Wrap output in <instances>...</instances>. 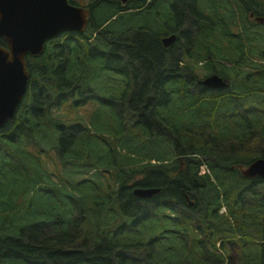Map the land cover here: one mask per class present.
<instances>
[{"label": "trees", "instance_id": "trees-1", "mask_svg": "<svg viewBox=\"0 0 264 264\" xmlns=\"http://www.w3.org/2000/svg\"><path fill=\"white\" fill-rule=\"evenodd\" d=\"M127 1L126 9L132 8L128 12L114 6L101 10L99 3L105 0H100L88 7L91 16L84 34H61L46 43L42 55L27 57L28 89L13 119L0 130V164H18L33 176L28 169L33 162L47 167L49 158L43 160L41 146L43 138L53 136L50 159L62 168L60 183L67 181L72 188L45 186L56 207L44 220L18 225L10 223L4 211L0 264H109L110 259L115 264H140L138 254L141 260L145 256L143 264H154L146 249L152 250V243L162 239L158 232L146 243L127 232L144 220L150 222L149 211L154 208L167 209L162 202H184L183 192L188 193L190 186L201 192L203 209L197 217L210 225L213 220L214 236L227 233L226 239L234 241L228 246L236 243L244 248L242 264H264V192L260 187L264 182L258 177L246 179L231 169L264 159V25L248 20L251 12L264 18V0ZM68 2L77 6L74 0ZM171 34L176 40L165 48L161 39ZM0 45L5 47L1 38ZM199 74L233 82L234 93L204 88L199 85L203 79H197ZM191 86L199 91H191ZM91 101L115 115L113 130L105 121L97 125L91 115L87 122L73 125L49 122L52 109L68 102L77 108ZM130 116L136 118L133 125L125 120ZM160 138L173 143L172 155L163 149ZM23 139L27 144L21 146ZM37 139L40 142L34 143ZM176 156L184 157L185 169L179 170L178 164L168 169L167 163ZM202 166L206 172L199 175ZM67 171L88 176L83 182L68 180ZM113 173L119 181L114 189L91 179ZM195 179L203 190L194 186ZM252 182L260 185L247 197L243 193ZM135 188H159L160 192L142 200L132 194ZM222 200L228 209L226 218L218 216ZM12 202L11 210L19 214L27 203L19 197ZM168 207L174 214L173 206ZM72 209L83 225L78 222V227H71ZM101 214L107 229L125 226L121 230L125 241L108 235L103 245H95L97 240L83 233L91 229L94 236L91 225ZM172 214L164 218L174 229L163 230L181 234L177 241L181 247L167 255L153 250V256H162L157 264H175L177 258L179 264H208L203 243H195L197 235L187 224L178 231L177 224L171 223ZM55 216H60L61 225L50 222ZM122 217L133 224L127 226ZM122 220V225H115ZM140 230L139 226L138 236ZM79 242L82 246L75 248ZM109 252L114 256L107 257Z\"/></svg>", "mask_w": 264, "mask_h": 264}, {"label": "rangeland", "instance_id": "rangeland-1", "mask_svg": "<svg viewBox=\"0 0 264 264\" xmlns=\"http://www.w3.org/2000/svg\"><path fill=\"white\" fill-rule=\"evenodd\" d=\"M77 4H79V7H90V6H94L95 4H97L98 2H100V0H74ZM224 1H228V0H224ZM133 4V2H131ZM134 5V4H133ZM109 6H114L115 8H123L125 9L124 11H130L131 9H126L129 7L128 5V1L125 2L124 4L122 3V0H105V3H99V8L101 10H104V8H108ZM94 9V7H93ZM90 10V9H89ZM91 12V10H90ZM252 22H254V20L251 19ZM262 29V28H260ZM96 34V33H95ZM232 35H236V34H232ZM193 61V59H191V62ZM255 64V63H253ZM258 64V63H256ZM204 78V76H202L201 74H199L197 76V79L200 80ZM115 80H113L112 85L115 84ZM233 84V82H231V85ZM230 85V87H232ZM192 87V91H199L198 87ZM92 94V93H91ZM92 98H95V96L92 94L91 95ZM69 104L65 103L64 105H62L59 109H52L51 110V121L49 122H57L63 126H67V125H73L72 123H75L76 121L79 122H87L90 118L95 121V123L97 125H99V122L105 121L107 122V126L110 129H114L116 127V122L115 120V115L105 106H102L100 104H98V102L96 101H91V102H86L84 104V106L81 107H77L75 108L72 104V102H68ZM128 115V113H127ZM107 118V119H105ZM127 120V122L130 123V125H133L136 120V118H131L130 119H125ZM111 126V127H109ZM101 130H105L103 128H101ZM166 134V133H164ZM35 136H33L34 138ZM32 138V140H33ZM31 140V141H32ZM54 137L52 136L49 140L43 138V145L41 147L44 148L45 150V156L43 155V152H41L42 158L43 160L45 158H49L48 161V165H47V160H46V165L47 167H44L42 162H33V164L31 165V168H28L29 170H31V172L34 174H31L33 176H28L27 173H25L23 168H20V166L14 165L11 162H7L6 164H0V216L4 214V211L9 213V222L10 223H15V224H22L24 223L26 220L29 221H37L39 219L40 220H44L45 216H50L51 211L56 207V204H54L55 206L53 207V203L52 200H50V198H53V194L51 193L50 190H47L45 188V186L51 187L53 188L49 183H51L52 185H57L60 187L61 190L64 189H68L70 190L72 188V185L65 181L63 184L60 183V179L59 176H61V166L59 164V162L55 161L53 159V161L50 159V157L53 154V146H54ZM162 144H163V149L168 151L169 156L172 155V153L174 152V146L173 143L168 140L167 138H160L159 139ZM40 142V139H37L34 141V143H38ZM15 144V143H14ZM21 146L27 144L25 139H23L20 143ZM251 147H254L253 145H250ZM19 147V146H18ZM20 148V147H19ZM27 149L30 150V147H28ZM251 151H254L253 148H251ZM255 149V148H254ZM259 151L262 150L261 147L258 148ZM13 151V149H12ZM202 158V157H200ZM184 160V157L182 156H176L173 159H171L170 162L167 163V167L168 169H172L176 167V164H178V169L179 170H183L186 168V164L182 163V161ZM54 167L53 170V174H55L56 176H54L53 174H51V168ZM75 167V166H74ZM7 168V169H6ZM78 169V172H80L82 170V168H78L77 166L75 167ZM201 169V173L202 175H204V171H205V167L203 166L202 168L199 167V170ZM46 172V175H45ZM67 174H69V178L68 180H80L79 182H83L84 178H87V174L85 173H75V172H71L68 171L66 172ZM89 173L92 174L93 170L89 169ZM43 176L42 179H40L39 175ZM207 174V173H206ZM210 174L212 175V172L210 171ZM209 175V174H207ZM213 176V175H212ZM198 178V177H197ZM93 181L98 182V183H105L108 184L109 187H112L114 189V187L118 186L119 181L116 179V173H113L111 175H107V176H102L101 178H95L92 177L91 178ZM198 181V179H195ZM211 181L213 182L214 180L211 178ZM38 185H37V184ZM255 182H252L249 186V190H248V185L246 186L247 190L243 193L245 196L250 197V193L251 191H255L256 189L259 188L260 184H255ZM36 184V185H35ZM200 187V186H198ZM264 192V185L260 186ZM75 186H74V190H75ZM80 188V187H77ZM199 189V188H197ZM197 189L192 190L191 192L198 191ZM201 190L202 187H200ZM253 189V190H252ZM251 190V191H250ZM71 191V190H70ZM200 192V191H199ZM201 193V192H200ZM223 193V192H222ZM51 195V197H50ZM72 195H75L74 193ZM264 195V194H263ZM19 197L21 200H26L27 203L22 206L21 209H19L20 214L17 213L16 211H12L11 209L14 207L13 204V199ZM201 198V196H200ZM223 198V196H222ZM65 199V198H63ZM66 200V199H65ZM74 203V202H73ZM218 203V202H217ZM167 204V209H164L163 207L159 206V208H154V210L149 211V218L151 220H148L150 222H147L146 220L140 222L139 225H136L135 227H132L128 230L127 235L131 236L133 238H138L141 242L146 243L148 241H150L151 239H153L156 235L157 232L159 234V236L163 235L164 237L162 239H157L155 240L151 247L152 250H147L146 249V255L147 258H150L154 264H157L158 260L160 258H162L161 254L159 255H155L153 256V250H159L161 249L162 252L164 254H171V253H176L177 250L179 249V247H181V243L177 242L179 241L181 238H179V235H170V234H166L163 233L160 235V232H163V229H167L168 226H170V222L168 220H166L164 218V216L166 215H171L172 213L170 212L171 209L168 207L170 205H172L171 203H165L162 202V205ZM75 205V203H74ZM68 203L64 202L63 207H67ZM73 206V205H72ZM173 206V205H172ZM57 207H62L60 204H58ZM220 209L218 212V216H225L228 217V209L227 206L225 205V201H221V205H220ZM216 208V206H215ZM73 213L70 214V218H71V223L72 226L71 227H78V222L80 220L79 217V213L76 212L74 209ZM142 210L148 211V208H146L145 206H143ZM55 218V219H54ZM50 222L51 223H56L57 225H61L59 223H61V219L60 216H55ZM123 219L125 218L126 223L128 222V224H126L127 226L129 224H131L132 220L126 217H122ZM205 222H207V224L210 226V230L206 232V236L202 237V236H197L196 238V244L199 245L200 242V246H202L201 244L203 243V249L205 250V252H207V256H209L207 263L208 264H235L236 260H240L241 259V247L238 244H234V245H230L228 246L227 243L228 242H234L232 238L226 239L227 237V233H223V235H215L214 236V232L215 231V227H213V220H211V225L208 223L207 219H204ZM95 222V223H94ZM94 222L91 225L92 229H94L95 234L94 236L91 235V229H86V232L83 231L84 228H81L83 233H89L90 237L92 238V240H97L95 241V245H103L104 241L107 239L108 235H110V237L112 238L113 236L115 238H117L118 240H120L119 242H123L125 241L124 236L121 233V230L124 229V225L123 224V220L120 222H116L115 225L120 226L122 225V228L119 230H113L112 228L107 229V227L105 226V222L103 221V215L101 214L100 217H96L94 218ZM81 225L84 224V222H79ZM218 226L224 225L218 221H216ZM133 224V222H132ZM139 226L141 227L140 230V234L138 236V231H139ZM67 227V226H66ZM172 229H174V227L170 226ZM183 225L181 222L177 223V230L180 231L182 229ZM22 228V227H21ZM68 229V227H67ZM127 229V228H126ZM213 229V230H212ZM227 226H225V230H227ZM48 230V229H47ZM212 230V231H211ZM69 231L75 232L73 229H70ZM209 235V236H208ZM214 236V237H213ZM89 238L86 237L85 240H87ZM215 242V247H213V243ZM87 244H90L87 242ZM80 246H82V243L79 242V246H77L76 244H74L75 248H79ZM90 249H92V245L88 246ZM236 248V250H235ZM104 249V248H103ZM107 250V249H105ZM143 252V250L141 251ZM106 255H108L107 257H111L114 256V252L113 253H105ZM168 257V256H167ZM136 260H140L138 261L140 264H143L144 260H145V256L143 255V258L141 260V256L140 254L136 255ZM168 260H171V258L168 257ZM110 261H113V259ZM109 264H115L113 262H110ZM48 264V263H47ZM129 264H132L131 262ZM175 264H179L178 263V258L177 261L175 262Z\"/></svg>", "mask_w": 264, "mask_h": 264}, {"label": "water", "instance_id": "water-1", "mask_svg": "<svg viewBox=\"0 0 264 264\" xmlns=\"http://www.w3.org/2000/svg\"><path fill=\"white\" fill-rule=\"evenodd\" d=\"M127 0H122L125 3ZM90 10L69 4L68 0H0V130L10 122L21 104L30 74L27 57H38L48 41L64 33L83 34L89 24ZM264 23L263 18H255ZM174 34L161 39L165 48L174 44ZM206 89L220 90L225 81L213 74L199 81ZM242 177L260 178L264 182V159L258 158L247 167L236 165ZM159 188H135L132 194L149 200Z\"/></svg>", "mask_w": 264, "mask_h": 264}, {"label": "flooded vegetation", "instance_id": "flooded-vegetation-1", "mask_svg": "<svg viewBox=\"0 0 264 264\" xmlns=\"http://www.w3.org/2000/svg\"><path fill=\"white\" fill-rule=\"evenodd\" d=\"M77 6H79V4H77ZM88 8V7H87ZM90 9V8H88ZM91 16V13H90ZM258 16L257 14H254L253 12L249 13V19L254 20L255 17ZM262 25H264V23H261ZM223 79V78H222ZM227 83V87L226 89L222 90L227 92L228 94H233L234 90L233 87H230L231 83L227 80L224 79ZM192 89V87H191ZM192 91V90H191ZM199 175H202L201 170L199 171ZM199 181L194 180L193 184L194 186L199 185L200 183H198ZM202 187V186H201ZM192 190H195L194 187L190 186V188L187 189L188 193H185V191L183 192V198H184V202H177L176 200H172V205H173V210H175L174 214H172V217H170L171 223H179L181 222L184 225H188L190 227V229L192 230L193 234H196L197 236H202L205 237L206 236V232L210 230V226L204 221H201L198 219V215L201 213V210L203 209V207H200V196L201 193L199 191H195L191 192ZM167 231H163L160 232V235L163 233H166ZM169 233H172L173 231H168ZM196 236V237H197ZM209 236V235H208ZM161 238H163L164 236L161 235ZM200 244V242H199ZM244 248L241 249V252ZM236 250V248H235ZM235 264H242V259L240 260H236Z\"/></svg>", "mask_w": 264, "mask_h": 264}, {"label": "bare ground", "instance_id": "bare-ground-1", "mask_svg": "<svg viewBox=\"0 0 264 264\" xmlns=\"http://www.w3.org/2000/svg\"><path fill=\"white\" fill-rule=\"evenodd\" d=\"M224 80V79H223ZM225 81V80H224ZM225 83H226V81H225ZM226 87H227V83H226ZM226 87H224L223 89H221V90H224V89H226Z\"/></svg>", "mask_w": 264, "mask_h": 264}]
</instances>
